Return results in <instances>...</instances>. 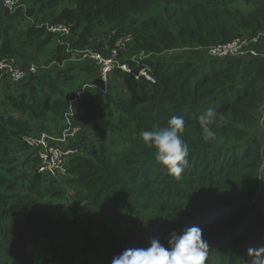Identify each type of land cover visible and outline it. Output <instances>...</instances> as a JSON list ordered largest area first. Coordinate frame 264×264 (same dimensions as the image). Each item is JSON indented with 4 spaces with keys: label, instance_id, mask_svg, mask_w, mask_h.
<instances>
[{
    "label": "trees",
    "instance_id": "16d2710c",
    "mask_svg": "<svg viewBox=\"0 0 264 264\" xmlns=\"http://www.w3.org/2000/svg\"><path fill=\"white\" fill-rule=\"evenodd\" d=\"M25 1L12 12L0 0V60L29 73L0 79V264H111L155 237L168 247L193 226L208 242L206 264H264V52L205 54L236 38L258 49L264 0ZM120 37L130 40L119 60L134 74L147 67L154 83L115 68L106 90L91 61L63 78L43 71L89 45L106 55ZM59 81L72 85L64 93ZM88 81L97 85L83 89ZM69 105L84 131L65 144L76 150L66 174L38 172L23 139L50 132L48 122L62 128ZM208 108L218 115L206 142L198 118ZM172 116L184 118L189 145L180 179L140 137Z\"/></svg>",
    "mask_w": 264,
    "mask_h": 264
},
{
    "label": "clouds",
    "instance_id": "9594fccd",
    "mask_svg": "<svg viewBox=\"0 0 264 264\" xmlns=\"http://www.w3.org/2000/svg\"><path fill=\"white\" fill-rule=\"evenodd\" d=\"M217 115L214 108H208L198 118L206 142L215 139L213 126L217 123ZM184 128V118L172 116L167 126L140 133L145 144L155 149V159L176 179H180L189 165V145L181 136ZM168 245L166 247L159 237H155L146 248L124 250L113 257L111 264H206L209 246L198 226L190 227L180 235H173Z\"/></svg>",
    "mask_w": 264,
    "mask_h": 264
},
{
    "label": "built area",
    "instance_id": "2783aa9c",
    "mask_svg": "<svg viewBox=\"0 0 264 264\" xmlns=\"http://www.w3.org/2000/svg\"><path fill=\"white\" fill-rule=\"evenodd\" d=\"M3 3L9 9L12 8V3L10 0H3ZM63 33H67L66 28H61ZM126 41L122 42L124 38L118 39L115 41L114 46L110 49L107 55H103L99 51H90L84 49L78 52H88L84 55V59L79 60H89L94 62L98 66L99 70V83L101 87L107 85V78L112 70L118 68L126 73L132 74L135 78L143 77L146 81L151 84L155 82V78L150 75L149 69L145 66L139 68L137 74L132 73V68L126 62H121L119 60L118 48H123L127 40H130V37H125ZM254 41L256 40L253 39ZM250 41L246 38H236L233 41L226 44H218L216 46L210 47L206 54L208 57H224V56H243V55H258V51L255 48H250ZM77 52V53H78ZM75 60L74 58H71ZM131 62L138 66V61L132 57ZM12 58L0 60V79L8 77L13 82L20 81L21 78L28 76V72L20 67H16ZM30 72H34L35 69L33 66L29 68ZM97 84H85L82 88L86 87H95ZM82 89V91H83ZM82 91L76 93L79 96ZM78 98V97H77ZM65 117V123L62 126V134L58 138H52L48 134L41 132L38 136L32 135L30 137H25L23 140L32 149L38 148V151L35 152L36 157L38 158L37 162V171L44 172L52 176L58 174H66L65 165L68 162L70 156L75 154L76 150L70 147H66V143L70 138L77 136L80 127L76 126L73 123V110L72 106L69 105L66 112L63 115Z\"/></svg>",
    "mask_w": 264,
    "mask_h": 264
},
{
    "label": "rangeland",
    "instance_id": "374dc122",
    "mask_svg": "<svg viewBox=\"0 0 264 264\" xmlns=\"http://www.w3.org/2000/svg\"><path fill=\"white\" fill-rule=\"evenodd\" d=\"M11 1V3H12V8L11 9H9L8 7H6L5 5H4V3H3V0H2V5L3 6H5L7 9H9L10 11H12V12H14L16 9H18V7L21 5V4H25V6L26 7H28L29 6V4L25 1V0H23V1H21V0H10ZM23 2V3H22ZM113 36V34H111V33H106L104 36H102V39L104 40V43H107V41H109V37H112ZM121 38V37H120ZM120 38H118V39H120ZM118 39H115L114 40V42L116 41V40H118ZM258 39L256 38V40L255 41H257ZM254 41V42H255ZM261 41V44H259V46H258V49H256L258 52H264V38L262 39V40H260ZM114 42H113V44H114ZM94 47H93V45H89L88 47H86L85 49H88V50H90V51H97V49H93ZM82 50H84V49H82ZM79 51H81V50H79ZM98 52V51H97ZM88 52H76V50H71L69 53H68V55H67V58L65 59V60H63V62H61V63H52V62H48V63H42V67H43V71H47V70H52L53 72L54 71H58V72H60V73H62V75L63 76H61L62 78L64 77V73L66 72L65 70H64V68H66V67H70V66H75V64H79V65H81V64H84V63H88L89 62V60H79V59H84V55H86ZM205 54H206V51H205ZM264 54V53H263ZM107 55V54H106ZM244 56H246V55H243V56H238V57H244ZM248 56H254V55H249L248 54ZM71 58H74L75 60H72ZM79 58V59H78ZM14 61H15V64H16V66H18V67H20L19 66V64H18V62H17V60H16V58H12ZM43 62H45V61H43ZM135 71H134V69H132V73H134ZM71 74H78V72L76 71V70H74V71H72V72H70ZM70 74V75H71ZM129 74V73H128ZM130 75H132V74H130ZM110 77H111V75H109ZM109 76H108V78H107V87H106V90H108V88H109V82H110V79H109ZM79 78H77L76 79V81H73V83L72 84H74L72 87H76V86H79L80 85V83H79V80H78ZM6 80H8V81H10V82H13L11 79L9 80V79H4V82H6ZM112 80V79H111ZM1 81H3V80H1ZM0 81V82H1ZM83 83V82H82ZM116 83V82H115ZM72 84H70L68 81L67 82H64V81H59V86L61 87V89H63V91L62 92H64L65 93V90H67L68 88H70V86L72 85ZM85 84H87V85H89V81L88 82H84L83 83V86L85 85ZM2 85H4L5 86V83H3V84H0V86H2ZM116 87H118L122 92H123V94H125V90H124V86H122L120 83H117L116 84ZM86 88H88V87H86ZM6 90L4 89V91H3V87H0V101H1V98L3 97V96H6V92H5ZM79 91H82V90H78V91H76V93L77 92H79ZM66 112V111H65ZM48 124V126H47V128L48 129H50V132H46V131H49V130H42L44 133H46V134H48V136H50V137H52V138H58L59 136H61V134H62V128H61V126H59L58 128H57V125L56 124H59V123H57V122H53V123H51V122H48L47 123ZM45 127V126H44ZM80 127V126H79ZM57 128V129H56ZM82 129H81V127H80V131H79V133H78V137H80V136H82L83 135V131H81ZM36 132H38V129H36ZM81 132V133H80ZM40 133H37L36 134V136H38ZM88 137L89 138H92V139H95V134L94 133H91V134H89L88 135ZM96 139H98V137H96ZM264 143V142H263ZM38 151V148H36L35 149V152H37ZM261 182H262V179H259V180H257L256 181V183H254V186L255 187H259L260 185H261Z\"/></svg>",
    "mask_w": 264,
    "mask_h": 264
}]
</instances>
